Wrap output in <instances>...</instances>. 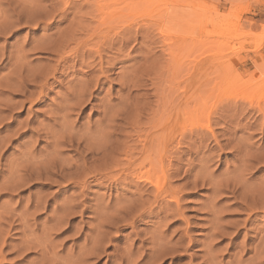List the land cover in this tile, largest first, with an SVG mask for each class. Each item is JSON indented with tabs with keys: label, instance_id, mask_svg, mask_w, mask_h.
<instances>
[{
	"label": "rangeland",
	"instance_id": "1",
	"mask_svg": "<svg viewBox=\"0 0 264 264\" xmlns=\"http://www.w3.org/2000/svg\"><path fill=\"white\" fill-rule=\"evenodd\" d=\"M263 28L264 0H0V264H264Z\"/></svg>",
	"mask_w": 264,
	"mask_h": 264
},
{
	"label": "bare ground",
	"instance_id": "2",
	"mask_svg": "<svg viewBox=\"0 0 264 264\" xmlns=\"http://www.w3.org/2000/svg\"><path fill=\"white\" fill-rule=\"evenodd\" d=\"M264 29V28H263ZM189 85V87H192V81L190 80V84H188ZM190 109V110H189ZM187 108L186 110H181L180 112L179 111H177L176 112V114H174V115H172V116H170V118H169V123L168 124H166L165 126H164V128H163V131H164V133L162 134V136H161V138H160V143H161V148H166V146L167 145H170V144H172V143H174L178 138H184V136L185 135H187L186 134V131H187V129L188 128H191V129H193V128H197V126H196V123L199 121L198 119H200V115H198L196 112L194 113V112H192V110H191V108ZM183 111V112H182ZM197 118V119H196ZM197 120V121H196ZM207 124V123H206ZM202 127H204V126H202ZM201 127V128H202ZM198 128H200V127H198ZM206 128V129H205ZM204 128V130H206V131H204V132H208V133H204L203 132V136L204 137H207V136H210L212 139H214V141H216V143H217V145H219L218 144V142H217V139H216V137L214 136V134H213V132H212V130H210V126H208V125H206V127ZM251 128V127H250ZM243 130H245L244 128H242ZM247 129V128H246ZM194 130V129H193ZM198 130H200V129H198ZM236 130H238V129H236ZM190 131V130H189ZM188 131V132H189ZM203 131V130H202ZM187 132V133H188ZM247 132V131H246ZM190 133V132H189ZM235 133V132H234ZM185 134V135H184ZM201 134V133H200ZM232 134V133H231ZM191 135V134H190ZM195 135V134H194ZM200 137V136H199ZM203 139V138H202ZM207 139V138H206ZM182 140V139H181ZM184 140V139H183ZM241 140V139H240ZM247 140V139H246ZM243 141V140H242ZM248 142V141H247ZM230 144V142H227L226 144H224V146L226 147V146H228ZM240 144H242V143H240ZM239 143H237L236 144V149L234 150V152L235 153H240V152H243V154H244V159H243V161H242V167H243V169H247V170H251V169H253L254 168V163L257 161V157L254 155V151H252V146L251 145H249V144H244V145H240ZM105 148V147H104ZM103 149V148H102ZM254 152V153H253ZM95 153V152H94ZM103 153V152H102ZM99 154V153H98ZM243 156V155H242ZM263 156V155H262ZM264 157V156H263ZM259 158V157H258ZM259 159H262V157H260ZM258 159V160H259ZM260 161V160H259ZM262 161V160H261ZM257 164H259V163H257ZM143 167H144V165H143V163H141L140 165H138V169L140 170V169H142L143 170ZM141 172V171H140ZM149 172H150V170H149ZM142 173V174H141ZM141 173H138L139 175H140V177H136V180L137 181H142L143 182V177H145V175H143L144 173L143 172H141ZM146 173H147V171H146ZM134 175H136V174H134ZM148 175V174H147ZM137 176V175H136ZM148 177V176H147ZM149 178V177H148ZM146 179V178H145ZM145 181H148V179L147 180H145ZM144 181V182H145ZM134 182V181H133ZM132 182V183H133ZM141 183V182H140ZM141 185H142V183H141ZM160 185V184H159ZM137 186V185H136ZM138 187V186H137ZM139 189V188H138ZM137 189V190H138ZM168 189V188H167ZM166 189V190H167ZM156 192H157V195H159V194H162V193H166V190H165V187H164V184L162 185V186H158L157 188H156ZM164 191V192H163ZM165 195V194H164ZM166 196H168V194H166ZM170 196V195H169ZM260 196V195H259ZM263 196V195H262ZM255 199V198H254ZM258 199V198H257ZM262 200H263V202H264V199L263 198H261ZM260 201V200H259ZM258 201V202H259ZM255 202V201H254ZM257 203V202H256ZM259 204V203H258ZM252 205H255V204H252ZM260 205H261V202H260ZM257 206V205H256ZM262 206H264L263 204H262ZM255 210V209H254ZM28 247V246H27ZM93 247V246H92ZM91 247V248H92ZM32 249V248H31ZM94 249V248H93ZM29 250V249H28ZM91 250V249H90ZM94 251L95 250H91V252L89 251V256H94V254H96V253H94ZM45 254V253H44ZM88 254H87V256H88ZM42 256V255H41ZM262 258H264V257H262ZM259 259H261V258H259ZM262 260V259H261ZM47 260H45V262H46ZM49 261V260H48ZM44 262V263H45ZM50 262H51V260H50ZM46 263H49V262H46ZM259 264H260V262H258Z\"/></svg>",
	"mask_w": 264,
	"mask_h": 264
}]
</instances>
